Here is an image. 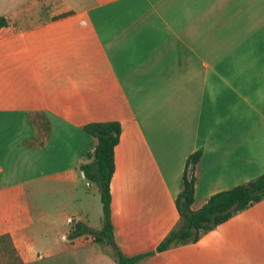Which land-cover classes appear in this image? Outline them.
Wrapping results in <instances>:
<instances>
[{
	"label": "crops",
	"instance_id": "1",
	"mask_svg": "<svg viewBox=\"0 0 264 264\" xmlns=\"http://www.w3.org/2000/svg\"><path fill=\"white\" fill-rule=\"evenodd\" d=\"M0 17V234L20 264H116L90 235L67 238L86 209H72L84 123H119L110 219L128 256L178 222L191 152L192 210L264 171V0H0ZM35 110L49 137L26 147ZM137 264H264V198Z\"/></svg>",
	"mask_w": 264,
	"mask_h": 264
},
{
	"label": "trees",
	"instance_id": "2",
	"mask_svg": "<svg viewBox=\"0 0 264 264\" xmlns=\"http://www.w3.org/2000/svg\"><path fill=\"white\" fill-rule=\"evenodd\" d=\"M6 20L0 17V27ZM28 124L34 133L23 140L26 147H43L49 137L50 124L42 111H29L26 114ZM81 129L92 138V143L79 158L77 168L83 178L96 187L101 203V220L97 229L81 221H75L67 233V238L87 234L94 242L107 245L116 264H137L138 261L170 247L195 242L199 236L227 220L235 212L246 208L264 198V171L254 178L219 190L209 195L195 210L190 208L194 198V169L201 151L197 149L187 155L180 178L179 191L174 203L179 216L178 222L164 235L150 251L125 255L116 245L110 219L109 180L113 172V148L119 139L117 121H91L84 123ZM21 260L7 233L0 234V264H20Z\"/></svg>",
	"mask_w": 264,
	"mask_h": 264
},
{
	"label": "rangeland",
	"instance_id": "3",
	"mask_svg": "<svg viewBox=\"0 0 264 264\" xmlns=\"http://www.w3.org/2000/svg\"><path fill=\"white\" fill-rule=\"evenodd\" d=\"M88 185V186H86ZM77 192L81 200H75L72 209L79 208L80 205L85 206V210L82 211L81 220L86 223V218L89 220L91 226H100L101 220V203L99 200V195L94 184L85 178L81 177L78 180ZM81 193V194H80ZM60 198L66 197L65 191H61L59 195ZM85 200H84V199ZM77 201V202H76ZM80 213V211H78ZM72 223H74V217H71Z\"/></svg>",
	"mask_w": 264,
	"mask_h": 264
},
{
	"label": "built area",
	"instance_id": "4",
	"mask_svg": "<svg viewBox=\"0 0 264 264\" xmlns=\"http://www.w3.org/2000/svg\"><path fill=\"white\" fill-rule=\"evenodd\" d=\"M68 221H72L71 219H68Z\"/></svg>",
	"mask_w": 264,
	"mask_h": 264
}]
</instances>
